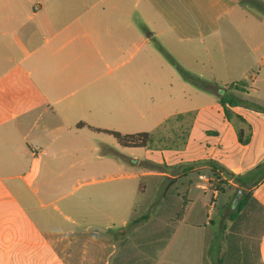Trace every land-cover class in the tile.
Returning <instances> with one entry per match:
<instances>
[{"label":"crops","instance_id":"0c3cea01","mask_svg":"<svg viewBox=\"0 0 264 264\" xmlns=\"http://www.w3.org/2000/svg\"><path fill=\"white\" fill-rule=\"evenodd\" d=\"M259 4L264 6V0H0V244L13 239L34 251L52 247L64 264H109L116 251L106 234L114 229L109 223L101 229L49 231L54 212L43 210L48 206L29 186L41 184L47 195L49 184L70 180L62 156L68 143L89 137L99 146L94 147L99 151L95 167L106 177L150 182L141 211L159 197L156 210L170 214L167 203H179L185 191L183 218L166 247L186 223L204 231L201 261L206 256L213 264L221 225L203 220L211 207L198 201L199 165L194 164L199 151L214 156L220 139L228 146L226 154L238 152L234 175L264 163V12ZM176 66L218 87L242 82L245 92L235 94L256 107L229 110L245 124L227 120L217 97L198 98L199 89L184 81ZM172 87L173 93L167 90ZM170 120L174 126L167 132L163 129ZM233 122L238 128L248 125V143L238 142ZM104 131L146 132L160 142L178 134L179 141L165 143L175 146L178 162L160 160L175 166V172L136 169L139 162L153 161L151 147L122 146ZM189 150L197 154L190 157ZM182 155L192 165L184 166ZM260 176L252 193L264 207V166ZM183 181L188 184L184 191L177 187ZM130 192L147 193L140 183ZM84 204L63 203L61 208L80 211ZM259 237V264H264V233ZM67 238L70 246L64 244ZM255 239L256 231L247 247L250 262L257 264Z\"/></svg>","mask_w":264,"mask_h":264},{"label":"rangeland","instance_id":"374dc122","mask_svg":"<svg viewBox=\"0 0 264 264\" xmlns=\"http://www.w3.org/2000/svg\"><path fill=\"white\" fill-rule=\"evenodd\" d=\"M209 83H211V80H209ZM238 83L243 84L242 82ZM220 87L223 88L224 86ZM168 89L172 92V90H175V87L167 88V90ZM198 98H216V95L210 91L199 89ZM169 122L166 126L164 124L165 127L163 130H166L167 132L174 126L173 120H170ZM231 126V128L236 129L237 123L233 122ZM164 137H166L167 140H163L161 142L154 141L149 145L151 147L150 158L153 160L150 164L152 165L139 162L137 166H135L136 169L167 170L169 172H175L173 170L175 166L167 167L165 165H161L160 160L170 159L173 162H175V160L178 162L179 154L177 153L176 155L174 153L175 146L165 145V143H171L176 140L179 141L180 138L178 134L175 133ZM80 140L81 142L79 144L74 145L73 143H68L67 154L62 156L65 159V167L63 170L68 173L67 176H70L71 179H66L67 181H62L58 185L49 184L47 195H44V186L35 182L30 183V190L32 191L34 188H37L36 195L40 197L42 203L48 206L43 210L54 212L55 221L49 225V231L67 229L73 226L84 227L87 225L96 229H101V227L106 225V223H109V225L114 228L113 230L119 229L124 223L128 222L133 216L141 211L148 199L147 194L150 182L143 178L134 179L132 181L126 180L120 177L119 174H112L109 176L110 178L106 177L105 172L101 173L99 169L95 167L99 151H95L94 147L97 149L99 146L93 144V141L89 137H81ZM205 144L213 146L210 142H206ZM218 144V148L211 151V154L214 156L211 155L208 157L205 152L199 151V160L195 162L194 165H199V169L205 167L208 168V165H206L207 163L209 165L219 166L225 173H232V168L238 166V152L231 151V154H226L228 146L221 141V139ZM169 149H172V153H168ZM46 151L49 157H52V151ZM186 153L190 157L197 154L194 150H189ZM58 154L62 153L59 152ZM184 154L185 152L183 151V155ZM42 158L47 157L44 156ZM119 158L120 160L123 159L122 157ZM183 165L189 166L192 165V162L188 161L187 158L183 156ZM159 166L161 167L159 168ZM139 183L140 188H142V186H145L146 188L147 193L145 196H142L138 192L134 194L130 192V188L132 187H134V189L136 188L137 191V185ZM164 183L165 181L162 182L161 185L163 186ZM151 185L153 186V182H151ZM216 186L218 187L220 185L207 176H201L199 179L198 201L199 203L204 202L207 206L211 207V211H206V215L203 216V220L206 221L210 218L209 221L215 222V224H220L221 226L223 224L228 225L227 216L233 209L232 201L234 199L235 186H232V189L230 190L226 189L219 195H217L215 191L217 188ZM49 192L53 193L51 197H48ZM98 194H102L103 199H96ZM128 199L130 202L129 208L127 211L123 210L122 212L124 205L128 203ZM83 201L85 204L82 208H80V211L73 212L64 207L61 208L63 203H68V206L75 207V205H78ZM159 201V197L152 199L155 210ZM195 203L197 204V201H195ZM53 204H56L59 209L54 210L55 208H53ZM114 205L117 206V209L113 208ZM153 216L154 212L152 213V217ZM65 217L74 219L76 224L71 225L67 223L69 221L66 220ZM210 228L211 227L207 225L206 230H209ZM203 232L204 231L202 230L191 229L186 223H182L181 228L172 238L169 245L165 248V250H163V252L161 251L162 253L160 252L161 254H158L156 264H202L201 255L203 250ZM13 237L14 234L12 233V238ZM69 239L70 238H67L65 240V246H70L71 240L69 241ZM38 247L39 248L34 251V248L31 249V247L26 244L19 241L14 242L13 239H9L6 243L0 244V264H60L57 257L64 264L61 259L62 254L60 253L59 256L52 247ZM67 248L69 247H65V249L63 248V252L68 250ZM21 259H23V261H21ZM67 260H69V258H67ZM204 264H207L206 256L204 258Z\"/></svg>","mask_w":264,"mask_h":264},{"label":"trees","instance_id":"16d2710c","mask_svg":"<svg viewBox=\"0 0 264 264\" xmlns=\"http://www.w3.org/2000/svg\"><path fill=\"white\" fill-rule=\"evenodd\" d=\"M258 8L264 12L262 4H259ZM157 47L160 49L158 45ZM176 69L184 81L200 90L210 91L215 94L223 108L226 119L229 121L235 119L236 122L245 124L241 117L235 116L229 110V107L238 105H244L249 108L256 107L255 104L242 100L235 94V92H245L241 83L230 84L222 88L190 75L178 66H176ZM236 132L240 144L248 143L250 138L248 125L247 128L236 127ZM104 133L113 136L122 145L134 148L146 147L154 141V136L146 132L124 135L108 131H104ZM206 165H208V168L198 169L196 173L199 178L207 176L220 185L216 186L217 188L215 189L217 195L223 193L226 189H232L233 185L229 181L235 185L234 197L239 190L243 191L236 203L232 201L233 209L227 216L228 225L223 224L219 229L220 238L214 247L216 257L213 264H254V259L253 262H250L247 242L250 239V235H253L255 231V258L257 264H259V235L264 233V207L253 197L252 190L260 180V173L264 163L244 175L225 173L219 166L207 163ZM168 185L167 187L169 188L170 186ZM177 187H182L184 191L188 184L183 181ZM184 192L179 203H174V201L167 203L172 207L170 214L162 213L158 209L155 211L154 202H151L145 210L138 212L121 228L107 231V236H109L116 247L109 264H155L159 252L168 244L174 226L183 218L185 205L188 203ZM153 212L154 216L152 217Z\"/></svg>","mask_w":264,"mask_h":264},{"label":"water","instance_id":"95a60500","mask_svg":"<svg viewBox=\"0 0 264 264\" xmlns=\"http://www.w3.org/2000/svg\"><path fill=\"white\" fill-rule=\"evenodd\" d=\"M242 193H243V191H242V190H239V191H238L237 195H236V196L234 197V199H233V202H234V203H236V202H237V200H238L239 196H240Z\"/></svg>","mask_w":264,"mask_h":264}]
</instances>
